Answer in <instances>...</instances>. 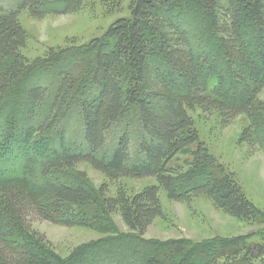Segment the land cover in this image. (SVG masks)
<instances>
[{
	"label": "trees",
	"instance_id": "trees-1",
	"mask_svg": "<svg viewBox=\"0 0 264 264\" xmlns=\"http://www.w3.org/2000/svg\"><path fill=\"white\" fill-rule=\"evenodd\" d=\"M96 0H17L0 4V104L31 69L24 54L28 32L20 14L37 19L72 14ZM120 6L124 0H116ZM182 1H185L182 2ZM197 5L209 22L219 49L215 60L193 44L190 25L183 26L179 7ZM130 15L119 18L87 51L86 60L59 76L48 93L43 85L26 90L33 104L28 125L20 134L22 147L52 140L70 104L79 106V138L50 143L49 152H23L9 162L0 154V264H90L109 244L132 249L130 262L141 264H264V244L247 247L242 240L195 245L144 241L152 223L164 219L160 191L191 203L205 196L231 216L255 222L261 211L231 174L212 179L210 155L200 140L190 112L218 111L226 122L245 114L251 123L241 141L264 145V0H131ZM182 24H181V23ZM257 32V33H256ZM87 89L88 92L85 93ZM83 91V92H82ZM50 94L47 111L37 106ZM126 119L123 129L117 126ZM0 131V150L4 144ZM197 147L193 177L175 164L179 154ZM89 163L111 182L123 178H154L156 183L130 194L119 186L108 196V185L97 191L69 184L57 173ZM218 175V173L216 174ZM93 207L96 213L88 214ZM118 213L136 236L109 239L80 255L61 259L33 230L36 220L65 226L100 228ZM184 246V247H183ZM164 249L179 257L165 261ZM97 252V253H95ZM117 264L118 261H114ZM140 264V263H139Z\"/></svg>",
	"mask_w": 264,
	"mask_h": 264
},
{
	"label": "rangeland",
	"instance_id": "rangeland-1",
	"mask_svg": "<svg viewBox=\"0 0 264 264\" xmlns=\"http://www.w3.org/2000/svg\"><path fill=\"white\" fill-rule=\"evenodd\" d=\"M16 2L17 0H0V4L6 6H13ZM130 2L131 0H124L120 6H116V0H96L77 13L49 14L43 19L32 17L28 11L20 14V21L29 36L24 54L32 65L28 74L6 96L3 104H0V131L5 142L0 150L2 159L11 160L9 162L12 163L19 159L23 152L31 150L33 153L38 151L47 153L52 150L50 143L53 141L58 142L63 138L76 141L79 138L82 124L79 106L74 103L70 104L59 120L52 140L46 138L48 135H44L31 149H24L23 136L20 132L28 125L36 123L30 117L33 104L27 99L26 90L33 85H43L48 93L52 88L54 91L59 76L85 61L86 53L94 46V42L104 37L119 18L130 15ZM184 3L182 4L185 7L177 8L178 16L185 22L183 26L190 25L189 31L193 35L194 46L208 52L213 59L219 60L217 41L203 11L197 5ZM261 99L264 100V90ZM49 100L50 94L43 104L37 106L36 111L39 114L47 111ZM190 114L199 131L200 140L210 155L211 169L208 172L218 173L211 178L218 180L224 177L222 173L231 174L249 200L261 211L262 217L255 222L239 220L217 208L208 197H195L191 203L180 202L174 200L167 191L161 190L160 197L166 217L158 218L152 223L143 235L144 241L156 244L170 242L188 244L189 248L212 241L242 240L247 247L264 244V145L259 140L241 141L244 130L251 123L249 117L242 114L226 122L218 111H205L200 108L191 111ZM125 122L124 118L116 129L118 131L123 129ZM197 150L194 146L179 154L175 160V164L185 175H191L192 182L199 180L198 176L193 177L192 172ZM56 176L63 182L85 185L94 191L106 183L108 196H114L119 186L133 194L156 183L154 178H123L111 182L104 173L89 163L78 164L57 173ZM86 212L96 213L93 207L88 208ZM110 220L111 225L100 228L70 227L36 220L32 228L44 237V245H47L56 256L69 259L77 254L82 256V253L93 244L114 238L136 236L137 233L124 223L120 214H112ZM112 245L109 244L105 252L98 254L99 258H102L101 264H112L113 258L114 261H118L117 264H141L142 257H138V263L130 262L132 249L121 250L118 243L114 244L116 247L114 249ZM179 254L164 249L158 255L164 256L168 262L175 261ZM85 257L90 264L97 258L89 255ZM232 264L238 263L234 261ZM254 264L259 262L255 261Z\"/></svg>",
	"mask_w": 264,
	"mask_h": 264
}]
</instances>
